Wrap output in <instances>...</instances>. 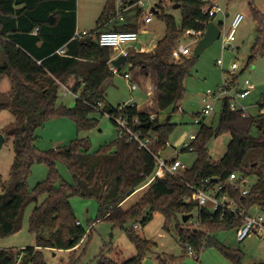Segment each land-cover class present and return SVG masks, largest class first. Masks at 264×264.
I'll list each match as a JSON object with an SVG mask.
<instances>
[{
    "label": "trees",
    "instance_id": "obj_1",
    "mask_svg": "<svg viewBox=\"0 0 264 264\" xmlns=\"http://www.w3.org/2000/svg\"><path fill=\"white\" fill-rule=\"evenodd\" d=\"M138 1L106 0L97 30L91 34L98 35L104 25L117 20V7L122 11L135 8L139 16ZM176 4L180 5L179 21L173 13L158 6L160 11L155 15L164 23L165 32L154 38L153 50L132 52L127 57V62L138 61L143 68L147 63L154 64L158 113L177 112L186 93L184 83L190 76L189 68L194 58L182 57V62H174L172 51L178 46L176 43L187 31L202 32L215 19L202 11L203 0H176ZM249 6L257 30L247 65L264 58V13L253 3ZM51 15L54 24L50 21ZM218 27L221 29L222 24L218 23ZM36 28L38 31L33 34ZM110 31L136 32V29L132 24H124ZM75 32L76 0H0V82L7 79L10 83V90L0 94V111L7 110L12 116L10 125L1 134L11 140L14 151L9 180L0 181V236L18 232L22 217L31 206L28 229L36 237L34 247L18 252L1 250L0 264H16L19 258V264H46L40 255L42 248L75 250L86 232L77 224L70 204L72 197L97 201L96 220L119 229L136 222L146 226L153 214L159 212L164 217V230L169 231L172 220L196 212L198 224L209 233L175 224L174 232L184 250L190 247L199 254L204 249L214 248L230 264H245L242 251L229 248L216 239L217 232L235 231L243 220L222 209L199 208L192 200V189L200 186L204 179L215 180L213 185L223 184V192L245 212H264V114L243 117L242 111L230 109L231 98L223 96L219 101L216 125L199 124L196 138L190 144L191 152L196 155L192 166L177 178L166 173L148 185L156 171L153 156L118 137L93 154H90L91 145L87 140L40 153L35 147L37 132L56 117L69 116L78 132L95 126L96 121L89 116L100 110V90L114 76L110 70L111 49L99 46L90 38L72 39ZM60 49L63 54L57 53ZM71 77L75 81L70 91L80 93L79 99H73V108H69V103H58L59 91ZM237 77L232 78L227 91L233 89ZM219 87H208L204 98L207 90L216 93ZM102 113L118 115L112 107L101 110ZM120 115L129 123L137 119L135 129L145 134L153 129L156 135L150 147L152 154L163 149L175 128L170 123L159 124L157 117L150 120V115L139 112L136 105L126 106ZM199 116L200 113L195 114ZM149 122L150 128H143ZM223 134L230 135V141L223 156L213 161L207 144ZM182 152L188 153L184 149ZM36 163L44 164L48 174L45 181L30 191L27 181ZM57 164L65 166L72 183L61 179ZM232 174L245 180L257 177L258 183L243 196L242 186L237 184L233 188L226 182ZM141 190L144 192L139 201L123 209V202ZM126 236L136 249L132 259L116 263L100 257L94 264H143L146 252L154 244L137 236L133 228L126 230Z\"/></svg>",
    "mask_w": 264,
    "mask_h": 264
},
{
    "label": "rangeland",
    "instance_id": "obj_2",
    "mask_svg": "<svg viewBox=\"0 0 264 264\" xmlns=\"http://www.w3.org/2000/svg\"><path fill=\"white\" fill-rule=\"evenodd\" d=\"M144 1V10L148 8L146 3L156 2L164 9L173 13L177 21H179V8L173 10L176 0ZM211 1L217 3L222 10V14L219 13L213 21L215 24H222L220 38L199 57L193 59L189 68L190 76L184 83L186 90L184 100L179 104L182 111L158 113L155 107L153 93L148 91L149 89L147 87L141 85V82L152 83V79H155L154 64L147 63L146 68L142 69L138 61L127 62L121 67L120 73L115 74L103 84L100 90L102 93L100 110L91 113L89 116L90 119L96 121L93 128L78 132L69 116L56 117L48 121L38 130V140L35 144L36 149L40 153H43L49 150L67 147L72 142L87 140L91 145L90 154H93L100 147L109 144L117 138L116 126L106 114H101V110L134 103L138 108L152 112L151 116L156 115L154 117L158 118L159 124L170 123L175 125L174 130L168 138L170 146L161 152L160 157L163 159L174 157L180 160L186 168H190L196 160V155L192 152L184 153L182 149L185 144L190 143L189 136L196 135L199 129V125L194 123V118L195 114L200 113L205 105L204 92L208 87L222 86L224 83L227 84L235 75L238 76L237 82L232 91L227 94L231 98V104L238 109H243L248 114V117L254 118L259 114H264V109L260 110L259 108H264V58H258L253 64H246L250 49L254 44L257 30L256 24L251 16L249 5L253 3L258 11L264 13V0ZM105 3L106 0H76V31L78 33H91L97 30V21L102 14ZM119 10L117 7V12ZM237 13L242 14L244 19L236 30V42L233 44L235 50H223V38L229 30L231 19ZM121 15L126 19V23L137 24L139 19L142 20L141 14L137 16L135 8H131L129 11L125 9ZM118 24L121 25V22H118ZM141 25L143 26L142 23ZM103 27L111 28L112 25L106 24ZM145 27L148 31L141 36L140 43L148 42V40L152 39L154 33H159L165 28L164 23L155 14L152 17V23L147 24ZM193 41V36H186L184 34L180 38L179 43H176L187 46L190 49V57H183L182 59L193 57V51L197 46ZM133 45H124L123 47L131 51ZM133 47L135 50H138L139 44L137 43ZM111 51L113 55L116 54V51ZM182 59L173 60L176 63H180ZM218 59H222V67L217 66L216 61ZM233 62H236L238 69L237 71L229 72ZM241 70L244 71L239 74ZM124 73L129 74V80L123 77ZM246 80L253 85L254 89L245 99H236V91L244 87ZM131 84L136 86V90L131 91ZM9 90L10 83L7 79H3L0 82V94H6ZM63 91L62 88L59 91L58 103L70 104L73 97L63 95ZM225 95L224 93H217L216 98H221ZM260 102H262V105L258 104ZM219 111L220 103L218 101L213 114L207 118L205 123L215 126ZM199 117L203 119V117ZM168 118L169 120L167 122ZM11 121L12 116L7 110L0 111V134L10 125ZM147 133L153 138L156 135L153 129H150ZM229 141L230 135L223 134L208 142L207 149L213 161H217L223 156ZM13 158L14 151L12 142L10 139L4 138V142L0 148L1 182L9 180ZM57 170L64 182L72 183V177L64 165L57 164ZM47 174L48 170L44 164H34L27 181L29 190L31 191L38 183L45 181ZM258 179L257 177L248 178L245 188L248 191L253 189L258 183ZM143 192L144 190L135 192L123 202L122 208L128 209L136 204ZM70 204L74 211L76 221L84 229L86 234L81 244L73 251H57L47 248L40 249L41 258L46 264H94L100 257L109 258L116 263H122L132 259L136 255V249L134 244L126 236V230L130 228L134 229L137 236L154 244L146 252L143 264L145 261H148V264H179L181 260L186 264H230L214 248L204 249L199 254H196L198 260L186 256L187 250H184L183 246L179 243L174 232V227L175 224H178L182 228H195V230L208 234L209 230L198 224L196 212H193L191 218L185 223L182 222V216H178L176 221L172 220L169 231L164 230V217L159 212L153 214L152 220L146 226H141L139 222H136L129 224L125 229H119L111 227L107 222L96 220L99 211L97 201L72 197ZM31 209L30 206L24 213L21 221V229L18 232L5 237L0 236V251L18 252L36 245V237L28 229ZM257 212L258 210L251 211V213ZM216 239L229 248L242 251L245 264H264V238L250 235L245 241L238 242L235 231H219L216 233Z\"/></svg>",
    "mask_w": 264,
    "mask_h": 264
},
{
    "label": "built area",
    "instance_id": "obj_3",
    "mask_svg": "<svg viewBox=\"0 0 264 264\" xmlns=\"http://www.w3.org/2000/svg\"><path fill=\"white\" fill-rule=\"evenodd\" d=\"M204 1V7L203 12L207 14L209 17H216L219 13L222 14V10L220 9L219 5L217 3L212 2L211 0H203ZM148 5L147 10H144L145 1L140 0L136 4V7L141 12L142 21L144 24H149L152 21V17L155 13H158L160 10L158 9L159 4L156 2L153 3H146ZM244 19V16L240 13H237L233 16L231 19L230 27L227 32V34L223 38L222 42V49L223 50H231L234 51L235 48L233 47V44L236 42V30L240 26ZM120 20H122L120 18ZM38 29L36 28L34 30V33L37 32ZM205 31L202 32H194V31H187L185 34L186 36H193L194 41L196 45L198 44V40L200 41ZM83 38H90L93 41L97 42V44L101 47H106L111 50L116 51L115 56L112 58L111 62L113 60H116L120 56L128 57L130 52L125 49L124 45H130L134 44L138 41V33L137 32H125V31H102L98 35L91 34L89 32L84 33H78L77 31L74 33V36L72 39H83ZM220 38V37H219ZM58 54H63V49H60L57 51ZM190 49L187 46L178 45L173 51H172V58L173 59H180L182 57H190ZM110 62V70L115 75L118 74V68H115L111 65ZM217 66L222 67L223 61L222 59H218L216 61ZM238 66L236 62H233L231 64V68L229 72L237 71ZM123 77L126 80H129V74L124 73ZM231 82V81H230ZM230 82L227 84H223L221 87L217 89V92L213 93L211 90L206 91V96L204 98L205 105L202 108L200 112V116L203 117V119H200V117L194 118V123L199 125L201 123H205L207 118L210 117L214 109L216 107V104L218 101H220V98H216L217 93L220 94H229L226 88L228 85H230ZM63 95H70L73 98L79 99L80 93L73 94L70 90L66 89L62 86ZM130 89L135 90L136 86L134 84L130 85ZM254 89L253 85H251L247 80L244 82V87L242 89H239L236 91L235 98L242 100L245 99L249 93ZM222 98V97H221ZM259 105H262V102L259 103ZM126 106L134 107V103H129L127 105L118 106L116 108V112L118 115H111L106 114L111 121L114 123V125L117 128V137L119 139H124L127 143L136 144L140 149L150 153L155 162H156V171L151 178V180L146 184L148 185L153 179L163 177L166 173L174 176L179 177V175L185 171L187 168L186 166L179 161L176 158H166L163 159L160 157L161 152L166 150L170 144L167 141L163 147V149L158 154H152L150 151V147L155 142V137H151L148 134H145L142 132V130H136L135 126L138 124V120L134 119L133 122H128L126 118H124L120 113L124 110ZM230 109L232 111L240 110L242 111L243 117H248V114L243 109H238L234 105H230ZM155 117L150 116V120H153ZM201 120H203L201 122ZM196 138V135H190L189 144H185L183 146L184 150H187V152L192 151L191 142L194 141ZM230 186L233 188L236 187L237 184L242 186V192L241 194L243 196L248 194V190L243 186L244 182L247 184V180L243 179L242 177H239L236 174H232L229 176V178L226 181ZM145 185V186H146ZM223 184H216L213 185V181L210 179H204L200 186L193 188V198L192 200L197 204L199 208L201 207H209L212 210H218L222 209L225 211H228L232 213L236 218H240L243 220L242 225L235 230L236 239L238 242H243L245 239H247L250 235H255L260 238H264V212L258 211L257 213H251L245 212V210L241 209L231 197L223 192L224 190ZM79 224V223H77ZM186 256L189 258H194L195 260H198V256H196L195 252L188 247L186 251ZM20 258L16 262V264H19ZM180 264H186L184 261Z\"/></svg>",
    "mask_w": 264,
    "mask_h": 264
},
{
    "label": "crops",
    "instance_id": "obj_4",
    "mask_svg": "<svg viewBox=\"0 0 264 264\" xmlns=\"http://www.w3.org/2000/svg\"><path fill=\"white\" fill-rule=\"evenodd\" d=\"M130 9H127V11H129ZM119 13H118V18H117V20H115V21H111L110 23H108V24H111L112 25V27L111 28H108V27H102L101 28V32L102 31H110V30H113L114 28H117V29H120L124 24H132V23H126V19L124 18V16L123 15H121L122 14V12H124V11H122V10H120V11H118ZM226 16H228V15H226ZM120 18L122 19V20H120ZM118 22H121V25L120 24H118ZM141 23L143 24V26L141 25ZM152 23V21L149 23V24H151ZM133 26H135V29H136V32L138 33V41L136 42V43H134V45L135 44H139V47H138V50H135L134 49V45L132 46V50L130 51L129 49H127L130 53H132V52H144V51H148V50H152L153 48H154V38L156 37V36H158V35H161V34H163L164 32H165V28H164V30L163 31H161V32H159V33H154V35L152 36V39H150V40H148V42H144V43H140L141 42V36L144 34V33H146L148 30H147V28L145 27L147 24H144L143 23V21L141 20V19H139V21L137 22V24H132ZM36 33V32H35ZM34 32H33V34H35ZM126 49V48H125ZM115 55H113V57H114ZM112 57V58H113ZM142 69H145V68H143L142 67ZM74 78L73 77H71V78H69V80H68V82H67V85L66 86H63V87H65L66 89H68V90H70V87L73 85V83H74ZM147 84V85H146ZM141 85L143 86V87H147L149 90L148 91H151L152 93H153V95H154V101H155V79L153 80L152 79V83H147V82H141ZM136 90V89H135ZM132 91H134V90H132ZM74 99V98H73ZM73 99L71 100V102H73ZM70 102V103H71ZM136 105V104H135ZM155 107H156V103H155ZM136 108H137V110L139 111V112H143V113H146V114H149L150 116H151V113L152 112H148V111H145V110H143V109H140V108H138V106L136 105ZM156 110H157V108H156ZM178 110L179 111H182V108L179 106L178 107ZM153 116H156V115H153ZM168 122V121H167ZM174 158V157H173ZM180 161V160H179Z\"/></svg>",
    "mask_w": 264,
    "mask_h": 264
},
{
    "label": "water",
    "instance_id": "obj_5",
    "mask_svg": "<svg viewBox=\"0 0 264 264\" xmlns=\"http://www.w3.org/2000/svg\"><path fill=\"white\" fill-rule=\"evenodd\" d=\"M180 7L179 4H176L173 6V10H176ZM50 21L52 24H54L55 19L51 15ZM221 30L218 27V24H215L214 22H210L206 28L205 34L203 38L198 42L197 46L195 47L193 51V58L199 57L206 49H208L215 41H217L220 37ZM127 62V58L124 56L118 57L116 60H113L111 62V65L115 68H119L120 66L124 65ZM243 70L239 74L242 73ZM75 105L74 102H71L69 105V108H73ZM169 118L167 119V121ZM143 128L149 129L150 128V122L145 124ZM4 142V136L0 134V148ZM215 181V180H212ZM246 185V182H244L243 186ZM191 218V215H184L182 216V222L185 223L187 220ZM144 264H148V261H145Z\"/></svg>",
    "mask_w": 264,
    "mask_h": 264
}]
</instances>
